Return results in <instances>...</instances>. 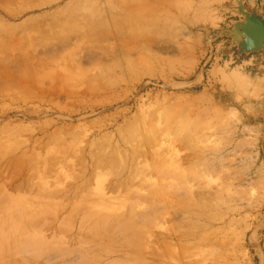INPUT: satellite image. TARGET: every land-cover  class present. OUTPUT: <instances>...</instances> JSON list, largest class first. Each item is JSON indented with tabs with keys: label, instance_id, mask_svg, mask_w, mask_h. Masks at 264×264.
Returning a JSON list of instances; mask_svg holds the SVG:
<instances>
[{
	"label": "rangeland",
	"instance_id": "1",
	"mask_svg": "<svg viewBox=\"0 0 264 264\" xmlns=\"http://www.w3.org/2000/svg\"><path fill=\"white\" fill-rule=\"evenodd\" d=\"M234 6L0 0V264H264V67L208 46Z\"/></svg>",
	"mask_w": 264,
	"mask_h": 264
},
{
	"label": "water",
	"instance_id": "2",
	"mask_svg": "<svg viewBox=\"0 0 264 264\" xmlns=\"http://www.w3.org/2000/svg\"><path fill=\"white\" fill-rule=\"evenodd\" d=\"M233 10L241 18L235 21L229 28L217 32L213 39L208 41L211 53L214 44L219 40H229V49L236 51V57L257 54L260 57L259 67H264V4L260 9L247 11L243 0H235Z\"/></svg>",
	"mask_w": 264,
	"mask_h": 264
},
{
	"label": "bare ground",
	"instance_id": "3",
	"mask_svg": "<svg viewBox=\"0 0 264 264\" xmlns=\"http://www.w3.org/2000/svg\"><path fill=\"white\" fill-rule=\"evenodd\" d=\"M223 1V0H222ZM234 2H235V0H234ZM230 5H231V3H229ZM252 6V5H251ZM235 7V6H234ZM213 17V16H212ZM201 20V19H200ZM207 22H209V23H214L215 22V19H213V18H209V17H205V18H203V24H205V23H207ZM216 25V24H215ZM240 86H241V90H244V89H246V88H248L249 87V84H248V82L247 81H245V80H240ZM251 87V86H250ZM250 90V89H249Z\"/></svg>",
	"mask_w": 264,
	"mask_h": 264
}]
</instances>
